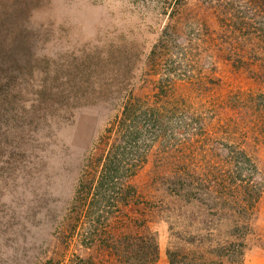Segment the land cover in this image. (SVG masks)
I'll return each instance as SVG.
<instances>
[{
	"label": "rangeland",
	"instance_id": "1",
	"mask_svg": "<svg viewBox=\"0 0 264 264\" xmlns=\"http://www.w3.org/2000/svg\"><path fill=\"white\" fill-rule=\"evenodd\" d=\"M146 154L153 264L221 242L264 264V5L0 0V264L97 255L72 226L107 215L94 185L116 155ZM121 177L106 237L133 231Z\"/></svg>",
	"mask_w": 264,
	"mask_h": 264
},
{
	"label": "trees",
	"instance_id": "2",
	"mask_svg": "<svg viewBox=\"0 0 264 264\" xmlns=\"http://www.w3.org/2000/svg\"><path fill=\"white\" fill-rule=\"evenodd\" d=\"M244 3L259 6L264 5V0H244ZM247 13L248 12H246L245 15ZM150 118L153 119V116ZM123 143L124 142H122V145ZM131 156L116 155L110 164V171L105 169L100 181L101 183H99L98 186L97 183L94 185V195L98 194L105 197L109 203L113 201L111 207H109L110 210L106 211L107 215L99 213V218L94 220L93 225H90L87 230L82 227L81 219L76 220V224L72 226L79 235H84L81 246L90 247L91 245L97 244L99 246V252L97 255L90 256L91 254L88 255L86 251L81 249L84 255L81 253L70 257L67 264H153L156 260L158 254L156 239L153 235L148 236L138 231V229L141 228L140 222L143 221L144 216L142 215L141 218L136 217L141 214L138 211V209L141 210V207L135 205L138 201L139 194H137L138 188L134 179L139 173V170L146 164L150 154L135 158ZM181 165L184 164L182 163ZM180 171L185 173V168L182 167ZM118 175L122 176L124 187H126L128 193V195L121 193V196H123L121 199H126L127 201L123 204L125 207L128 206L132 209L128 217L134 232L120 233L118 235L115 233L106 237L104 235V230L108 224L102 220L113 218L114 214L118 213L121 209L117 203L118 191L111 188L114 181H119ZM81 191H83V189L80 190V192ZM80 204L83 208L86 206L84 212H88L91 207V204H89L88 207L86 204ZM130 224L129 229H131ZM120 225H124L123 222H121ZM77 227L78 229L76 230ZM81 228L83 231L82 233L79 231ZM104 240L105 243H103ZM221 244L226 246L225 242H221ZM221 244L217 243L215 248L207 250V255L195 250L185 251L180 248L171 249L168 251L170 264H232L230 260L232 252L230 251L229 255L227 253L224 254L223 249L225 247ZM133 246H135L136 249H134Z\"/></svg>",
	"mask_w": 264,
	"mask_h": 264
}]
</instances>
